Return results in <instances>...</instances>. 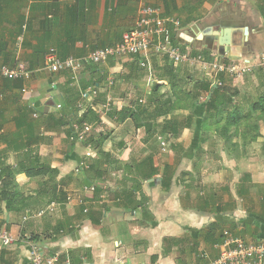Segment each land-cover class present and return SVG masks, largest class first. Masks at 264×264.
<instances>
[{
  "label": "crops",
  "instance_id": "obj_1",
  "mask_svg": "<svg viewBox=\"0 0 264 264\" xmlns=\"http://www.w3.org/2000/svg\"><path fill=\"white\" fill-rule=\"evenodd\" d=\"M71 2L59 3L62 14L52 24L64 23L65 5ZM88 3L89 15L76 27L80 32L75 28L73 33L69 54L75 57L91 48L119 42L133 28L143 4L159 8L162 17L177 19L179 25L168 24V30L193 53L209 60L223 52L236 59L264 57L262 0ZM27 6L14 3L13 7L27 14ZM2 8L0 37L6 46L1 49L0 63L11 66L5 54H12L27 64L29 45L35 41L22 44L23 37L15 36L10 24L15 13L5 5ZM33 16L30 26L36 35L44 29L37 23L43 19L37 10ZM26 25L24 34L30 39V27ZM56 36L53 35L54 40L58 39ZM163 61V57L151 56L141 66L136 55L108 60L99 66L106 77L93 102L77 98L78 93L83 97L88 94L89 86L84 91L83 84L91 77L98 78L89 67L78 74L76 81L69 71L50 73L43 67L32 70L31 79L21 86H13L15 82L0 77V171L4 185L0 229L16 240L0 247V264H30L35 244L44 254L67 255L65 259L71 264H188L198 259L201 252L215 257L209 243H193L199 231L212 222L247 242H264V118L257 123L256 139L249 140L241 134L227 137L218 131L225 121H209L202 126L203 114L196 106L190 126L184 127L176 138H165L157 133L159 127L146 134L129 118L118 121L109 113L97 114L96 108L111 98L112 110L140 105L144 111L142 119L150 120L147 118L154 104L149 102V96L155 83L161 85V94L169 92L173 102L176 95L168 81L156 75ZM175 69L178 79L187 82L181 92L176 90L178 94L192 89L198 73L212 80L209 74L186 65ZM257 71L239 80L226 76L227 83L237 89L235 103L244 112L252 101L264 95V80ZM132 72L130 78H125ZM109 76L114 81L106 86ZM24 86L27 92H21ZM68 102L76 103V113L93 103V112L98 115L99 123H93L92 134L106 137L103 146L94 148L91 144L90 158L85 156L81 143L69 140L67 125L61 122ZM188 113L189 109L178 106L174 111L180 117ZM166 119L157 117L156 122ZM150 154L157 168L152 176L143 177L129 167ZM94 164L99 169L94 175L88 174L86 168ZM31 167L39 172L33 169L29 176L23 169ZM150 170L147 167L144 173ZM164 176H171L167 188L162 185ZM134 183H139L140 189L136 190ZM88 185H95L91 195L83 192ZM137 202L146 210L133 209ZM81 205L91 207V216L100 226L84 215ZM171 239L180 242L175 244Z\"/></svg>",
  "mask_w": 264,
  "mask_h": 264
},
{
  "label": "trees",
  "instance_id": "obj_2",
  "mask_svg": "<svg viewBox=\"0 0 264 264\" xmlns=\"http://www.w3.org/2000/svg\"><path fill=\"white\" fill-rule=\"evenodd\" d=\"M61 1L62 0H51L50 2L49 0H0V19H4L1 18L4 17L2 16L1 10L3 9L2 5H5L9 10H11L12 13H15L13 21L10 23L14 35L22 36V44H24L25 46L27 45V41H35L34 44L29 45V47L31 48V53L25 57L27 61L26 67L30 71L36 70V68L43 66L44 56L50 48L56 49L61 58L72 55L69 53L71 51V46H73L74 43L73 33H75L76 30H80L76 27H79L81 21H84L89 15V0H73V2H71L70 4L65 5L63 18L64 23L62 25H60L61 23L52 24L51 22H54L55 19H57V17L59 18V16L62 14L58 8ZM14 3L19 4L20 7L22 5H29L27 6V14L21 13L20 8L16 9V7H13ZM35 10L40 11L43 20L37 23L39 24V26H42V28H44L43 31H40V33L36 35H34V32L32 30L33 25L30 26L33 23L32 19L34 17L33 13ZM260 12L262 14V18L264 19V0H262V4L260 6ZM49 15H51V18L49 17ZM25 25L26 27H30V39H27L24 34ZM53 30L55 32H53ZM55 34L57 35L56 38L58 39L54 40L53 35ZM172 37H174V35H172ZM5 46L6 41L4 39H1L0 37V53L2 52L1 49H3ZM5 55L10 58V62L12 65H14L18 61L16 55ZM163 58V67L158 68L156 75L158 79H166L168 81L172 94L176 95L175 100L173 102L171 101L169 92L161 94V85L155 83L149 96V102L154 104V108L147 118L150 120L142 119L141 115L144 111L141 109L140 105L135 104L133 108H115L111 111V113H109L110 116L115 117V119H117L118 121H123L129 118L134 122L136 128L143 127L146 134L151 132L152 130L154 133V131L156 130L155 128L159 127L157 133L160 136L169 138L170 135V137L176 138L184 127L190 126L192 118L194 116V108L196 106H199L203 114L202 126L209 121H214V123H217L223 120L225 121V123L223 127L221 129L219 128L218 130L220 133H222V135H227V137H230L232 135L241 134L244 138L249 137V140H254L257 138V136L259 135V127L257 125L258 120L264 118V95H261L257 97V99L252 101L249 105V108L247 109L248 111L244 112L245 110H243L239 105L235 103L234 97L238 95L237 89H233L230 83H227L226 76L223 73H219L216 75V77H218L223 82L222 86H216L213 88L212 80L198 73V77L193 79L192 89L188 90L186 93L178 94L176 90H178V92H181L184 86L187 85V82H182L178 79L177 73H175V67L178 66H174L172 62H170L166 57ZM132 65L136 66V62ZM87 67H89L88 70L90 72L98 74V78L92 79L91 77L89 81L82 85V90L87 88V86L100 85L101 81L106 77V74L103 73V71L101 70L102 68H99L98 65L90 64ZM132 75L133 72L129 73L128 76H125V78H130ZM258 77L264 80V71L258 72ZM3 79L7 80L8 82H15L13 86H16V84L17 86H21V84L25 82L21 79ZM204 93H208V97L204 102H201L199 101V96ZM77 96V98L79 99H86V97L81 96V93H78ZM92 105V103H89L86 110L81 114V116L77 117L75 107L76 103H66V105L63 107V113L61 114V122L67 125V137L70 136L71 123L74 120L79 124L84 121L94 124L96 122L99 123L98 115L93 112ZM176 106L183 109H189L188 115L185 117H180L176 114L174 115ZM161 116L167 119L157 124L156 118ZM105 137L106 136H104L103 134H91L90 136H88L87 142L92 144L94 148H98L100 146H103L102 143ZM152 157V154H150L143 160L135 162L134 164H130L129 167H134L136 173L142 175L143 177H150L157 172V168L153 165ZM147 167H150L151 170L150 172L144 173V169H147ZM166 168H168L169 170L170 165L166 166ZM33 169L34 167H31L30 169L24 168L23 170L26 172V174L31 176L33 175ZM98 169V165L94 164L88 166L86 168V172H88V174L90 172L94 175ZM34 171H37V173L39 172V170L35 169ZM170 181L171 176H164L162 185L167 188ZM134 185L136 190L140 189L139 183H134ZM3 186L0 192V198L3 195ZM136 207H141L142 211L146 210V208L142 206L141 202H137L136 206H133L132 208L135 209ZM81 208V210L84 212V215L90 218L95 226H100L99 221L92 218L91 214L93 210L90 206L81 205ZM223 230L224 229L220 224L216 222L209 223L204 227V229L199 231L198 237L193 241V243H195L194 245L198 246L199 240H203L204 242L209 243V246H212L214 243L220 242V240L222 239ZM171 240L175 244H178L180 242V239ZM66 256L67 255L60 256V261H63Z\"/></svg>",
  "mask_w": 264,
  "mask_h": 264
},
{
  "label": "built area",
  "instance_id": "obj_3",
  "mask_svg": "<svg viewBox=\"0 0 264 264\" xmlns=\"http://www.w3.org/2000/svg\"><path fill=\"white\" fill-rule=\"evenodd\" d=\"M168 24H173L176 27L179 25L178 20L175 18L162 17L159 8L143 4L138 9V16L133 28L119 42L112 46L89 49L79 57L69 55L61 58L56 49L50 48L44 56L42 67L50 73L69 71L72 80L76 81L78 74L90 64L100 66L106 64L110 59L116 60L124 56L136 55L139 57L140 65L143 66L149 57L159 56L166 57L174 66L186 65L195 68L202 74H209V76H212V82L215 86L223 85V82L216 77L219 73L239 80L256 70L264 69V57L254 60L248 58L230 60L224 53L214 57L213 60H209L200 53L194 54L190 49L184 48L176 42V39L172 37L168 30ZM31 76L32 71L28 70L24 62L17 61L12 66L0 63L1 78L29 81ZM113 81L112 76L107 77L106 86L112 85ZM99 88L100 85L89 86L87 88L88 94L84 97L93 102L100 90ZM27 91L28 89L25 86L21 88V92ZM207 97L208 93L202 94L200 101L204 102ZM56 106L61 108L59 104ZM113 106L112 99L107 98L104 104L96 108V112L100 115L108 114ZM84 111L78 112L77 117H80ZM92 132L93 123L84 121L79 124L74 120L71 123V133L68 137L71 141L81 143L85 150V156L89 158L93 156V151L90 150L91 144L87 142V138ZM161 145H164V143H161ZM2 186L3 180L0 178V192ZM94 190L95 185H88L85 186L83 192L91 195ZM67 200L70 201L71 197L68 196ZM81 203L83 204V200ZM15 242L16 240L8 231L0 229V247L12 245ZM212 248L216 252L215 257H210L207 252H201L198 259L188 264H264V242H247L229 230H223L222 239L220 242L214 243ZM30 264L71 263L69 259L60 261L58 254H44L41 247L35 244L32 247Z\"/></svg>",
  "mask_w": 264,
  "mask_h": 264
},
{
  "label": "water",
  "instance_id": "obj_4",
  "mask_svg": "<svg viewBox=\"0 0 264 264\" xmlns=\"http://www.w3.org/2000/svg\"><path fill=\"white\" fill-rule=\"evenodd\" d=\"M245 32H246V31H245ZM221 54H224V52H223V53H220V55H221ZM227 58L230 59V60H239L238 58H237V59H236V58H231L229 55H227ZM214 87H216V86L213 85V88H214Z\"/></svg>",
  "mask_w": 264,
  "mask_h": 264
},
{
  "label": "rangeland",
  "instance_id": "obj_5",
  "mask_svg": "<svg viewBox=\"0 0 264 264\" xmlns=\"http://www.w3.org/2000/svg\"><path fill=\"white\" fill-rule=\"evenodd\" d=\"M256 71H257V70H256ZM260 71H264V69H259V70L257 71V73L260 72ZM259 120H260V119H259ZM259 120H258V125H259V123H260Z\"/></svg>",
  "mask_w": 264,
  "mask_h": 264
}]
</instances>
